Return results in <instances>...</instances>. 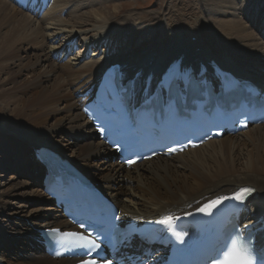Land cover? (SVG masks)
Instances as JSON below:
<instances>
[{"label": "bare ground", "instance_id": "obj_1", "mask_svg": "<svg viewBox=\"0 0 264 264\" xmlns=\"http://www.w3.org/2000/svg\"><path fill=\"white\" fill-rule=\"evenodd\" d=\"M109 1L54 0L38 19L0 0V172L12 171L13 189L41 206L33 210L30 226L13 225L12 218L24 212L9 207L5 199L10 194L0 193L1 263L69 264L47 258L34 241L38 230L65 224L51 205L42 208L50 202L40 189L44 171L34 157L38 149L73 164L127 220L180 216L193 211L198 201L250 187L254 195L243 210V224L264 226V124L125 170L96 140L78 106L101 70L115 63L139 85L180 58L185 67L209 60L264 89V18L256 19L249 3L208 0V15L182 20L170 10L177 0H168L159 24V14L143 11L148 1L113 6ZM74 39L82 52L59 63L55 54L70 52L66 44ZM89 46L94 50L86 60Z\"/></svg>", "mask_w": 264, "mask_h": 264}, {"label": "rangeland", "instance_id": "obj_2", "mask_svg": "<svg viewBox=\"0 0 264 264\" xmlns=\"http://www.w3.org/2000/svg\"><path fill=\"white\" fill-rule=\"evenodd\" d=\"M121 1H126V2H134L135 0H111L109 1L107 4L108 5H117L119 4V2ZM142 2H147V7L146 9H144L143 11H145V13L149 12L148 14H159L160 17H158V22L159 24H161V14L163 13L165 7H166V4H167V1L168 0H141ZM140 1V2H141ZM176 1V0H175ZM244 2L246 5L249 3V8H251L252 6H254V10H255V18L256 19H261V18H264V0H236V2L239 4V2ZM209 3L208 0H177L175 3L172 4L170 10L172 13L176 14L179 18H181L182 20H187V19H191V21H193L195 18L194 17H197V16H204V15H208L209 14V11H207V4ZM107 4H100L103 8L105 6H107ZM136 12H139L137 10H135ZM130 11H126L125 13L121 14L119 16V18H124L126 15L129 14ZM204 12V13H203ZM131 14H134V12H131ZM211 19V18H210ZM214 19V17H213ZM117 20H120V19H117ZM207 20V19H206ZM189 21V22H191ZM208 24L210 27H214L212 26L209 21H208ZM148 34H151V30H147ZM151 32V33H150ZM158 34V32H157ZM153 35V34H151ZM79 47L80 44H78ZM78 47V50L80 49ZM139 47H137L138 49ZM77 52H82V49L80 51H77ZM4 78V77H3ZM2 78V79H3ZM43 122H45L46 124H49V125H55L53 123V120L52 119H45L43 118L42 120ZM71 142V140H70ZM187 174V173H186ZM11 176H14V173H12V171H6V172H0V193H3V192H7L6 194L10 196H8L7 199H5V201L10 204L9 207H12V208H15L13 209L14 211H23L24 213L22 214H18V216H14L11 220L12 224L15 225H22L23 223L25 224V226H30L31 225V216H35V213H33L34 209H36L37 205L39 207H41L38 203L37 205H31V203L27 202V200H25V197L24 196H19L18 194V191L13 189V181L10 180V177ZM15 177V176H14ZM19 180V179H18ZM20 181V180H19ZM42 193V192H41ZM12 195H15V197H12ZM44 196V195H43ZM45 197V196H44ZM22 198V200H21ZM51 204H44L42 206V208H46V207H49ZM12 210V209H11ZM36 215L40 216V215H44V212H36ZM25 216V217H24ZM19 223V224H18Z\"/></svg>", "mask_w": 264, "mask_h": 264}, {"label": "snow or ice", "instance_id": "obj_3", "mask_svg": "<svg viewBox=\"0 0 264 264\" xmlns=\"http://www.w3.org/2000/svg\"><path fill=\"white\" fill-rule=\"evenodd\" d=\"M169 151H174V149H169ZM252 192L251 189H242L241 194H244L245 198L246 195H250ZM241 194L234 193L231 197L224 196V197H217L216 200L211 201L209 204L205 205L200 209L202 213L205 215L210 214L212 209L217 207L219 204L223 203L226 200L232 199L236 200L240 203H243L241 199ZM156 223L161 225H169L170 220L168 218H163ZM244 228L247 229L248 225H244ZM58 231V230H53ZM65 235L75 236L76 233H65ZM239 234H237L238 236ZM80 239H85V237H80ZM99 245H97L93 241H87L82 248L84 249L85 254L92 252L93 250L97 249ZM254 248V242L249 240L245 241L241 247H237V239L231 238L227 243H225L219 250V252L213 256L210 260L206 262V264H252L251 262V254L249 249ZM82 259V258H81ZM82 264H94V262L83 261ZM261 264H264V261H261Z\"/></svg>", "mask_w": 264, "mask_h": 264}]
</instances>
